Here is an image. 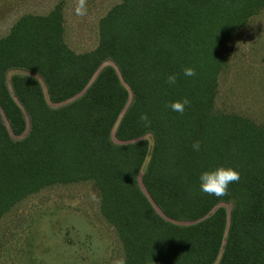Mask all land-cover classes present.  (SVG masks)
I'll return each mask as SVG.
<instances>
[{
  "label": "trees",
  "instance_id": "16d2710c",
  "mask_svg": "<svg viewBox=\"0 0 264 264\" xmlns=\"http://www.w3.org/2000/svg\"><path fill=\"white\" fill-rule=\"evenodd\" d=\"M262 11L264 0H121L81 54L60 7L19 18L0 38V220L89 182L121 264H264V126L216 108L227 45ZM184 98L182 113L168 107ZM218 166L239 180L223 197L200 192L199 173Z\"/></svg>",
  "mask_w": 264,
  "mask_h": 264
},
{
  "label": "rangeland",
  "instance_id": "374dc122",
  "mask_svg": "<svg viewBox=\"0 0 264 264\" xmlns=\"http://www.w3.org/2000/svg\"><path fill=\"white\" fill-rule=\"evenodd\" d=\"M121 0H0V38L23 16L63 15L64 40L75 53L98 44V23ZM218 110L248 116L264 126V11L236 31L225 54ZM7 73V83L14 74ZM150 148L151 136H146ZM114 143H118L113 139ZM229 213L230 204H220ZM181 224V223H180ZM113 229L99 213L92 183L58 185L30 196L0 220V264H121Z\"/></svg>",
  "mask_w": 264,
  "mask_h": 264
},
{
  "label": "clouds",
  "instance_id": "9594fccd",
  "mask_svg": "<svg viewBox=\"0 0 264 264\" xmlns=\"http://www.w3.org/2000/svg\"><path fill=\"white\" fill-rule=\"evenodd\" d=\"M80 14L85 11L84 0H80L79 9ZM183 75L186 77H191L195 75V71L192 68H184ZM166 82L169 85H174L176 83V75L170 74ZM189 104V100L184 98L180 101H173L168 104V107L178 113H182L186 105ZM144 119V117H142ZM199 142H193L192 149L194 151H199ZM240 174L238 171L231 167L218 166L212 169L203 170L199 173L197 177L198 190L210 196L223 197L227 195L228 188L231 183L237 182L239 180Z\"/></svg>",
  "mask_w": 264,
  "mask_h": 264
}]
</instances>
